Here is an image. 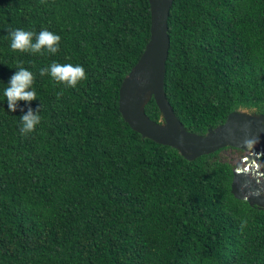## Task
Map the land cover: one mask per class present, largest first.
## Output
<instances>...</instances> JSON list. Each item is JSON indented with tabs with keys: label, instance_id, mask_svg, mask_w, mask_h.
Instances as JSON below:
<instances>
[{
	"label": "trees",
	"instance_id": "obj_1",
	"mask_svg": "<svg viewBox=\"0 0 264 264\" xmlns=\"http://www.w3.org/2000/svg\"><path fill=\"white\" fill-rule=\"evenodd\" d=\"M167 24L164 91L188 130L264 113V0H173ZM149 27L148 0H0V264H264V208L233 195L223 147L187 159L118 109ZM17 28L60 35L59 52L13 51ZM54 62L87 79L41 76ZM18 66L37 99L11 112ZM29 107L41 123L22 135ZM145 112L161 117L153 98Z\"/></svg>",
	"mask_w": 264,
	"mask_h": 264
},
{
	"label": "water",
	"instance_id": "obj_2",
	"mask_svg": "<svg viewBox=\"0 0 264 264\" xmlns=\"http://www.w3.org/2000/svg\"><path fill=\"white\" fill-rule=\"evenodd\" d=\"M150 7L149 38L144 49L119 86L118 109L123 119L132 129L143 137L158 143L170 145L187 159L210 153L225 146L239 147L246 151L233 167L231 192L237 198L245 199L249 191L255 193L264 186L250 181L247 173L254 168L253 157L243 145L249 131L258 134L257 153H264V113H248L240 108L228 113L225 120L205 133L188 130L176 116L164 91L165 63L168 55L170 37L168 34V15L173 0H148ZM153 98L161 117L157 120L145 112L146 103ZM242 186L244 190H242ZM250 204L264 208V195H252L245 199Z\"/></svg>",
	"mask_w": 264,
	"mask_h": 264
},
{
	"label": "clouds",
	"instance_id": "obj_3",
	"mask_svg": "<svg viewBox=\"0 0 264 264\" xmlns=\"http://www.w3.org/2000/svg\"><path fill=\"white\" fill-rule=\"evenodd\" d=\"M9 35L11 38L10 47L13 51L41 53L43 50H47L50 54H56L60 50L61 36L43 29L35 36V42H33L34 33L23 29H9ZM18 71L15 72L8 83V87L4 90V95L7 98L8 109L11 112H15L19 106L20 101L28 102L29 104L37 99L33 84L35 81L34 74L24 67L18 66ZM58 83H62L68 87H76L81 81L87 79V73L82 65L72 64H60L52 63L48 68H42L40 75L49 74ZM58 97L62 93L57 94ZM23 111V109H21ZM22 135H27L36 130L37 125L41 123V116L39 110L33 111L29 107L28 111L20 116ZM245 129L249 131V135H246L243 140V145L248 149L249 155L253 157L252 163L255 167L247 173L250 181H255L256 185L264 186V153H257L255 146L260 142L258 134L250 133V124L244 125ZM243 166V165H242ZM242 190H244L242 186ZM264 195V190L258 189L255 193L249 191L245 195V199H250L252 195ZM247 220H244L240 224L241 231L247 227Z\"/></svg>",
	"mask_w": 264,
	"mask_h": 264
},
{
	"label": "rangeland",
	"instance_id": "obj_4",
	"mask_svg": "<svg viewBox=\"0 0 264 264\" xmlns=\"http://www.w3.org/2000/svg\"><path fill=\"white\" fill-rule=\"evenodd\" d=\"M241 110L248 112V113H258L253 108H245L241 107ZM246 153V151L239 147H233V146H225L218 152V157L221 159L227 160L232 164L233 167L240 162L242 165L244 164L243 160H241V157ZM253 169V167L251 166ZM251 171V169H250ZM249 171V172H250ZM255 182V181H254Z\"/></svg>",
	"mask_w": 264,
	"mask_h": 264
}]
</instances>
